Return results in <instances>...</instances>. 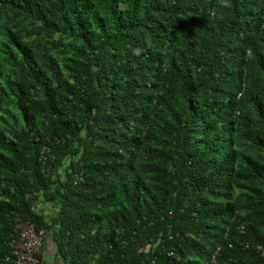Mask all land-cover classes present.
I'll return each mask as SVG.
<instances>
[{"label": "trees", "instance_id": "obj_1", "mask_svg": "<svg viewBox=\"0 0 264 264\" xmlns=\"http://www.w3.org/2000/svg\"><path fill=\"white\" fill-rule=\"evenodd\" d=\"M22 223L40 264H264V0H0V264Z\"/></svg>", "mask_w": 264, "mask_h": 264}, {"label": "built area", "instance_id": "obj_2", "mask_svg": "<svg viewBox=\"0 0 264 264\" xmlns=\"http://www.w3.org/2000/svg\"><path fill=\"white\" fill-rule=\"evenodd\" d=\"M20 234L12 241L15 264H40L36 255L39 253L42 244V233H37L33 226L28 223L18 225Z\"/></svg>", "mask_w": 264, "mask_h": 264}, {"label": "crops", "instance_id": "obj_3", "mask_svg": "<svg viewBox=\"0 0 264 264\" xmlns=\"http://www.w3.org/2000/svg\"><path fill=\"white\" fill-rule=\"evenodd\" d=\"M47 252H48V250H46V254H45V251L43 254V251H42V261L44 262V264H59V262L57 260H55V261L53 260L52 253L47 254Z\"/></svg>", "mask_w": 264, "mask_h": 264}]
</instances>
